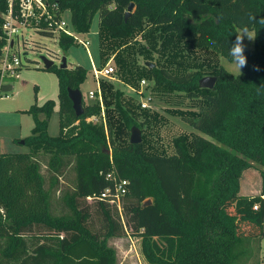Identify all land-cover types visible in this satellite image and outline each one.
Here are the masks:
<instances>
[{"label":"trees","instance_id":"1","mask_svg":"<svg viewBox=\"0 0 264 264\" xmlns=\"http://www.w3.org/2000/svg\"><path fill=\"white\" fill-rule=\"evenodd\" d=\"M8 1L0 0V54L7 44ZM54 1L70 12L76 34H88L99 15L101 65L113 58L128 84L139 87L146 78L168 100L183 93L204 101L198 110L170 111L208 137L182 133L173 140L175 153L159 152L144 126L160 115L124 101L106 80L100 82L106 122L89 120L101 115L99 101L84 104L83 98L84 113L77 116L68 89H81L89 70L54 64L47 71L59 81V135L48 132L57 101L35 103L28 109L35 126L24 140L29 151L0 152V264H117L108 240L125 234L142 239L149 264H244L246 243L264 238V0ZM245 26L255 32V45L244 42L247 66L233 75L213 65L209 53L230 61L229 48ZM139 35L148 44H139ZM58 39L65 52L79 44L76 35L62 32ZM136 43L138 53L149 56L143 66L131 62ZM155 51L162 57L156 63L150 60ZM207 75L217 78L213 89L200 87ZM134 126L142 130L140 144L130 142ZM46 155L54 174L48 187ZM255 163L261 166V192L242 195L244 173ZM72 165L75 187L62 195L68 212L55 214L52 190ZM121 179L128 181L121 208L92 200L104 220L97 233L83 204Z\"/></svg>","mask_w":264,"mask_h":264},{"label":"rangeland","instance_id":"2","mask_svg":"<svg viewBox=\"0 0 264 264\" xmlns=\"http://www.w3.org/2000/svg\"><path fill=\"white\" fill-rule=\"evenodd\" d=\"M65 18L67 21L70 20V12L65 13ZM74 35H76L77 40L88 41L89 44L85 46L80 42L65 52L59 44L58 33L51 36L43 34L35 28L24 29L19 35L13 37L15 40L13 51L17 55L20 53L23 65L16 75L7 77L4 80V83L12 87L11 90H8L6 93L0 92V152L19 153L29 151V147L22 143V141L32 135L35 122L28 109L35 103L43 105L49 99L57 101V106L49 122L48 132L51 136H57L60 133L59 81L55 73L47 71L45 68L42 59L44 56L54 60V64L58 67L61 66L62 57L66 56L68 62L67 68L72 69L77 65H82L89 70L87 80L81 85L84 104L95 101L100 102L98 93L94 98H91L89 91L93 90L96 92L98 82L100 83L102 80L112 82L115 89L121 90L126 102L133 100L136 105H141L143 96L150 95L152 97V108H149V110L150 112H157L161 118L152 120L150 123H145L144 131L147 138L154 143L161 153L169 155L175 153L173 140L182 133H195L208 137L203 132L192 127L182 116L170 111L172 109L198 110L204 102L201 99L189 98L181 93L176 94L177 97H172V99L168 100L167 94L158 93L153 89V82L146 78L140 81L139 87L132 86L121 77L118 64L113 58L107 64L110 63L115 68V72L110 77H101L100 80L95 79L94 66L98 69L105 66H102L99 60V15L95 16L91 31L88 34H76L74 32ZM136 40L139 41V44L140 42L144 45L148 44L141 35ZM244 42L249 48H253L255 45V39L250 41L245 37ZM138 47L139 45L136 43L135 61L131 60V62H135L137 66H143L149 60V56L139 54ZM206 56L200 57V60ZM161 58L160 53L155 51L152 53L150 60L156 63ZM209 58L213 65L218 63L232 73L233 68L227 58L214 53H209ZM211 68L207 67L205 70L211 73L213 70ZM143 80L146 82L142 83ZM36 88H38V91H36ZM141 91L143 95L140 94ZM102 109L101 115L96 116L94 122H106V107L103 104V99ZM139 120L143 121L142 116L139 117ZM49 159L50 157L46 155L42 163V173L46 177L47 187L50 184L51 176L54 175L48 166ZM260 171L261 166L255 163L254 167L244 173L241 186L242 195L252 196L260 192L262 179ZM75 181L76 173L74 166L65 168L62 175L59 176L58 186L54 187L51 194L52 210L55 214L68 212L62 195L67 191H73ZM83 206L91 214L88 224L90 228L97 233L102 232L101 228L104 226V220L99 203L88 201ZM121 221L127 223V216L125 214L121 217ZM130 232L131 229L129 228ZM141 243L142 239L140 237L130 236L129 234L113 237L108 240V245L116 251L117 264H149L144 257ZM245 250L247 258L244 264H264V238L250 239L246 243Z\"/></svg>","mask_w":264,"mask_h":264},{"label":"built area","instance_id":"3","mask_svg":"<svg viewBox=\"0 0 264 264\" xmlns=\"http://www.w3.org/2000/svg\"><path fill=\"white\" fill-rule=\"evenodd\" d=\"M8 12L4 15V32L7 36V44L0 54V92L6 93L3 90L4 80L17 74V71L22 67L20 53L18 55L13 51L15 46L14 36L19 35L24 29H38L40 32L66 33L74 35V29L70 20L67 21L65 13L67 10H62L60 4L54 0H9ZM16 7L18 10H16ZM79 43L87 46L88 41L84 42L78 39ZM27 54V53H26ZM94 77L100 80L101 77H110L115 68L109 64L102 68L94 66ZM146 81L143 80L142 83ZM98 93V98L102 104L101 86L98 82L97 91H89V96L94 98ZM143 92L141 91L140 94ZM152 97L150 95L143 96L141 100L142 108H152ZM96 117L89 120L95 121ZM112 177L111 174L108 178ZM127 180H119L114 186H109L96 197H88L89 201L94 199L108 200L111 204H117L121 208V199L127 193ZM255 209L258 208L256 205Z\"/></svg>","mask_w":264,"mask_h":264},{"label":"water","instance_id":"4","mask_svg":"<svg viewBox=\"0 0 264 264\" xmlns=\"http://www.w3.org/2000/svg\"><path fill=\"white\" fill-rule=\"evenodd\" d=\"M134 6H135V4L133 2L130 3L128 10L125 14V20L126 21L128 20V18L132 14V10H133ZM42 59L44 61L46 69H50L54 65V60L49 59L46 56H44ZM147 64L150 66H154V64H152V63H150V64L147 63ZM60 67L61 68H67L68 67V62H67L66 56L62 57ZM216 79L217 78L215 76H212V75L204 76L203 78L200 79V82H199L200 87L213 89L215 86V83H216ZM3 90L5 92H7L8 90H11V86L10 85L3 86ZM68 93H69V97L73 103V109H74L76 115L81 116L84 113L83 93H82L81 89L69 88ZM142 140H143L142 130L137 126L132 127L130 142L132 144H140L142 142ZM22 143H24V140L22 141ZM146 203L147 204L151 203V200L148 199Z\"/></svg>","mask_w":264,"mask_h":264},{"label":"clouds","instance_id":"5","mask_svg":"<svg viewBox=\"0 0 264 264\" xmlns=\"http://www.w3.org/2000/svg\"><path fill=\"white\" fill-rule=\"evenodd\" d=\"M245 37H247L248 40L252 41L256 38V34L247 26L243 27L238 31L235 41L229 48V56L231 57L230 64L233 68L231 74L233 75H241L242 69L247 66V57L245 55L244 45Z\"/></svg>","mask_w":264,"mask_h":264},{"label":"crops","instance_id":"6","mask_svg":"<svg viewBox=\"0 0 264 264\" xmlns=\"http://www.w3.org/2000/svg\"><path fill=\"white\" fill-rule=\"evenodd\" d=\"M99 60H100V58H99ZM6 85H8V84L5 83L4 86H6ZM11 88H12V87H11ZM241 186H242V183H241ZM261 188H262V179H261ZM260 192H261V189H260ZM260 192H259V193H260ZM259 193H258V194H259ZM258 194H256V195H258ZM245 196H249V195H245ZM252 196H255V195H252Z\"/></svg>","mask_w":264,"mask_h":264}]
</instances>
